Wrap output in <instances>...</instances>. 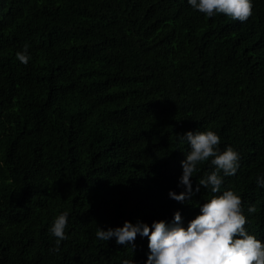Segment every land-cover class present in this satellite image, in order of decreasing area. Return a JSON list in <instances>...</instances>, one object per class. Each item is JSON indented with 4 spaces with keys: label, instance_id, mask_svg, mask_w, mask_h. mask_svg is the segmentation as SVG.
Wrapping results in <instances>:
<instances>
[{
    "label": "trees",
    "instance_id": "obj_1",
    "mask_svg": "<svg viewBox=\"0 0 264 264\" xmlns=\"http://www.w3.org/2000/svg\"><path fill=\"white\" fill-rule=\"evenodd\" d=\"M252 3L241 23L188 0H0V264H146L147 237L133 250L97 227L179 211L187 228L227 190L264 242V0ZM209 130L240 167L219 193L178 203L168 193L185 191L190 146L177 135ZM63 212L67 239L53 251Z\"/></svg>",
    "mask_w": 264,
    "mask_h": 264
},
{
    "label": "clouds",
    "instance_id": "obj_2",
    "mask_svg": "<svg viewBox=\"0 0 264 264\" xmlns=\"http://www.w3.org/2000/svg\"><path fill=\"white\" fill-rule=\"evenodd\" d=\"M188 3L208 18L224 14L241 23L251 17L253 10L252 0H188ZM28 48L29 45L25 44L23 50L16 53V59L24 65L31 60ZM177 136L190 146L189 153L181 161L183 172L178 185L185 191L179 195L170 191L169 197L185 203L191 201L201 187L219 193L223 178L236 175L240 167L239 153L231 146L221 152L218 149L220 137L210 130L188 131ZM210 158L215 170L197 181L194 192L193 174L199 171V164ZM256 183L264 188V176H257ZM199 211L200 214L188 223L187 228L177 211L171 223L160 220L149 226L139 221L135 225L125 221L123 227L108 228L107 231L97 227L96 237L106 242L115 238L117 245H131L133 250L138 235L147 237L149 254L146 264H264V242L247 233L245 225L248 221L243 214L240 196L232 190L224 191L199 205ZM255 211V205L248 207L249 213ZM68 216V212L61 213L49 228L56 238L57 247L53 251H58L61 241L67 239ZM123 264H133V261L125 260Z\"/></svg>",
    "mask_w": 264,
    "mask_h": 264
}]
</instances>
